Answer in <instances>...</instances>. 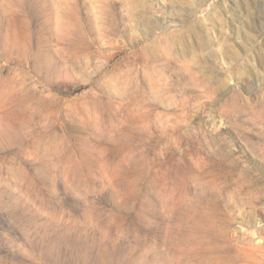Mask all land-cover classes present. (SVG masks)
<instances>
[{
  "label": "rangeland",
  "instance_id": "1",
  "mask_svg": "<svg viewBox=\"0 0 264 264\" xmlns=\"http://www.w3.org/2000/svg\"><path fill=\"white\" fill-rule=\"evenodd\" d=\"M0 264H264V0H0Z\"/></svg>",
  "mask_w": 264,
  "mask_h": 264
}]
</instances>
